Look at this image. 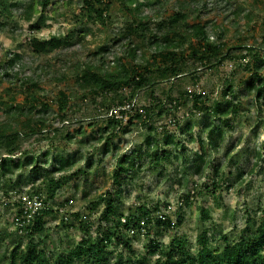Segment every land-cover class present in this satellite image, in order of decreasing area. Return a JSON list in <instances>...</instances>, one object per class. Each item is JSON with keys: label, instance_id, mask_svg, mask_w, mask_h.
I'll return each mask as SVG.
<instances>
[{"label": "rangeland", "instance_id": "rangeland-1", "mask_svg": "<svg viewBox=\"0 0 264 264\" xmlns=\"http://www.w3.org/2000/svg\"><path fill=\"white\" fill-rule=\"evenodd\" d=\"M29 1L0 0V72L12 55H17L21 60V65H16L12 71L17 73L16 76H12L9 71L8 77L0 73V122L9 119L6 114L8 108L24 104L25 89L20 88L18 81L23 76L40 75L39 87L32 91H36L40 100L49 107L43 114L46 119L43 132L20 138L14 143V152L10 154L2 141L0 158L17 160L33 152L38 155L40 167L43 168L30 176V167L26 166L15 169L9 178L0 177V264L8 263L13 249L22 252L27 245L32 244L38 250L45 249L48 254H58L66 251L82 237L94 240L105 229L113 227L112 222L106 224L103 221L104 204L97 196L112 187L113 171L123 156L147 152L144 144L146 129L138 123L131 125L127 132H120L108 148L104 146L103 140L92 139L102 135L95 126L86 127L85 134L76 136L69 144L62 140L60 134L65 133L66 127H77L81 124L86 126L91 122L104 127L105 118L111 112L117 114L115 103L120 99L125 101L122 107L126 110L132 105L155 107L157 102L152 101L150 92L160 102L154 108V113L162 111L160 117L151 121L157 128L155 138L158 143L163 144L162 131L165 130L167 134L175 135V143L182 141L183 144L182 147L179 144L177 147L172 144L164 147L171 157L157 165L150 164L146 156L136 159L142 170L135 185L120 187L122 194L119 201L115 199L117 208L112 215L114 219L122 220L129 215L140 217L142 212L138 208L141 206H145L150 212L156 205L159 207L158 212L149 214L148 223L143 219L138 225L129 226L127 238L131 239L135 253L144 255L145 247L152 239L162 245L164 251H167L173 239L185 241L186 249L195 255L202 237L207 240L211 250L218 252L225 243L245 238L247 229L253 230L258 225L264 211V160L255 159L257 152L264 155V102H254L253 95L245 91L244 83L251 72L243 69L246 62L254 60L255 53L264 55V49L260 48L264 33L261 25L264 0H204L206 7L201 10L199 22L208 31L212 24H216L224 32L218 37L210 34L214 43L224 45L223 57L218 63L212 62V67L198 64L192 66L188 63L190 72L185 76L173 81L157 82L142 90L125 88L116 93L102 94L96 102L90 96H84L74 83L72 66L89 60L98 64L102 57L106 68L113 64L115 57L123 56L128 40H133L132 36H125L124 33L125 22L132 17L130 11H125L121 0H110L111 4L106 13L110 17L105 26L100 27L94 23L83 24L78 21L76 16L80 15L82 0H49L39 22L40 28L33 32L28 23L21 19ZM152 1L139 15L148 17L150 28L158 31L161 22L178 11L183 0ZM40 4L39 0L38 5ZM84 13L83 11L82 15ZM246 13H251L250 19L244 17ZM36 18L37 16L33 17L32 21ZM193 21L190 19L189 23ZM32 36L40 40L50 36L65 37L66 42L58 49L37 54L28 43ZM100 48L107 50L93 56ZM150 53L148 49H144L145 57ZM246 55L247 58L242 59ZM62 76L64 77L61 78ZM226 81L232 84L238 113L227 119L224 141L218 146L217 153L211 155L208 168L198 175L188 169L189 163L182 170L184 160L180 156L178 159L174 158L175 155H185L189 161L198 154L196 139L200 133L199 125L209 119L203 113L194 112L190 102L174 109V103L170 100L179 97L181 91L196 92L202 94L209 105L220 99ZM59 91H65L72 98L69 103L71 105L62 117L55 104ZM106 107L112 109L107 111ZM37 116L34 113L33 117ZM13 117L15 118L12 115ZM24 119L22 116L19 121ZM127 119V116H123L122 127ZM187 124H194L191 130L194 143L188 141V132L180 133ZM57 130L60 132H56ZM105 136L106 134L103 135ZM56 155L72 158L74 166L71 170L80 169L81 172L72 181L62 184L52 199H47V180L58 177V174L51 173L54 165L52 160ZM216 166L219 167L217 175L214 171ZM213 180L219 182L215 194L210 193ZM178 181H181L180 185L177 184ZM186 192L191 196L190 204L182 206L181 197ZM31 194L32 200H29L27 197ZM62 202L66 203L65 206L58 207L57 204ZM41 205L50 208V212L45 216L42 232L35 234L30 241L24 230L25 224L20 221L19 210L23 209L32 214ZM75 213H79L80 218H75ZM160 214L168 215L173 226L168 229L156 227L153 221ZM28 218L29 214H26L25 219ZM62 219L67 220L66 226H62ZM81 223L90 228L88 234L82 231ZM108 251V264H112L117 253L123 250L112 241ZM157 256L158 253L150 259Z\"/></svg>", "mask_w": 264, "mask_h": 264}, {"label": "trees", "instance_id": "trees-1", "mask_svg": "<svg viewBox=\"0 0 264 264\" xmlns=\"http://www.w3.org/2000/svg\"><path fill=\"white\" fill-rule=\"evenodd\" d=\"M188 1L183 0L179 10L165 18L158 26V31H154L149 26V18L139 15L144 7H149L153 3L152 0H141V2L138 0H121L125 11H130L129 13L132 16L125 22L124 33L125 36H132L133 40H128L125 54L115 57L113 64L106 68H104L102 57H100L98 64L89 60L72 66L75 76L74 83L84 93V96H90L92 101L96 102L102 94L116 93L125 88L142 90L154 86L157 82L173 81L180 76H185L190 72L188 63L192 66L198 64L208 67H212V62L213 64L218 63L223 57L222 47L224 45L222 43H214L210 34L218 37L223 35L224 32L220 31L216 24H212L208 31L199 22L201 10L206 7L204 0ZM40 3L41 7L38 5L39 0H30L21 17L24 22L28 23L29 29L33 32L39 30V22L45 13L44 8L48 5L49 0H40ZM110 4V0H82L80 15H77L76 18L79 22L82 21L83 24L90 22L103 27L110 17L109 14H106ZM83 11L85 12L84 15H82ZM232 14L235 18V13L233 12ZM250 14L246 13L244 17L250 19ZM35 16L37 18L32 21ZM190 19L194 21L189 23ZM261 25L264 31V17L261 19ZM64 42H66L65 37L50 36L48 39L40 40L32 36L28 43L35 53L43 54L50 49H58ZM260 45L261 50H263L264 33L261 36ZM144 49H148L151 52L148 57H145ZM106 50V48H100L92 55L98 56L101 51ZM253 57V61L246 62L243 66V69L251 72L249 79L244 83V89L253 95L254 102H264V55L255 53ZM245 58H247V55L242 56V59ZM20 63V58L17 55H12L4 64L0 73L8 77L9 74L7 72H12L16 65H21ZM16 75L17 73L12 72V76ZM39 79L40 75L23 76L18 79L20 88L22 90L25 89L24 104L8 108L7 113H5L8 114L9 119L0 122V143L4 142L8 154L14 152L15 148L13 145L20 138L34 136L43 132L46 123L43 114L49 106L46 102L40 100L36 95V91H32L33 88L38 89ZM150 97L152 101L157 102L155 107H158L160 102L153 97L152 92H150ZM71 99L65 91L58 92L55 104L57 105V110L61 112V117L71 105L69 104ZM124 102L123 99H120L115 103L118 109L117 114L121 118H116L117 114L115 115V113L111 112L105 118L104 127L95 124V122L88 123L86 126L80 123L81 125L77 127H66L65 133L63 135L60 134L62 140L69 144L76 136H83L86 132V127L95 126L96 130L101 132L102 135L98 138L92 137V139L95 141L103 140L105 142L104 146L108 148L114 142V139L119 136L120 132H127L131 125L138 123L146 129L144 144L147 152L139 155L132 153L130 156H123L117 163V168L113 171L112 187L109 191L97 196V199L104 204L102 210L103 221L106 224L112 222L113 227L105 229L94 240L82 237L78 242L72 243L66 251L58 254L54 252L48 254L45 249L38 250L32 244L27 245L22 252H19L18 249H13L9 254L7 264H75L76 262L108 264L106 255L109 253L108 248L112 241H115L116 245L121 246L123 250L117 253L116 259L112 264H264V211L261 213L258 225L253 230L247 229L245 238H240L233 243H225L220 252L211 250L207 240L202 237L199 240L200 246L195 255H192L186 249L185 241L177 239L171 241L167 251H164L162 245L152 239L145 247L144 255L135 253L131 246V239L127 238L129 226L131 224L132 226L138 225L139 221L143 219L148 223L149 214L154 211L158 212L159 207L156 205L150 212L146 210L145 206H141L138 208V211L142 212L140 217L129 215L122 220L121 218L114 219L112 215L117 208L115 199L119 201L122 194L120 187L122 185H135V181L142 170V166L136 163V159L146 156L147 159L149 158L150 164L157 165L164 159L171 157L164 147L171 144L174 147H177L178 144L181 146L183 142L178 141L175 143V135H169L167 131L163 130L162 138L164 141L160 145L155 138L157 128L154 127L151 121L160 117L162 111L154 113L155 107H135L133 105L126 110L122 107ZM170 102L174 103V109L190 102L191 107L195 110L194 112L203 113L209 119L199 125V127L201 126L199 129L200 133L197 139L195 138L199 148L198 154L189 161L182 154H176L174 157L177 159L178 156L183 158L184 166L182 170L190 163L188 169L200 175L210 165L211 155L217 153L218 146L224 141L225 128L228 127L227 119L230 116L235 117L238 113L232 84L226 81L225 87L221 90L220 99L212 101L209 105L203 99L202 94L196 92L187 93L186 91H181L179 97L171 99ZM110 108L112 109V107ZM110 108L106 107V110L108 111ZM34 113L38 114L36 118L33 117ZM12 115L15 118H12ZM22 116L25 119L20 122L19 118ZM123 116H127L128 119L125 126L122 127ZM193 126L194 124H187L183 131L180 130V133L188 132V141L191 143H194L191 133ZM49 133H51V130H49ZM104 134H106L105 137H103ZM203 135H205L204 139ZM262 158L264 160V155L257 152L255 159L260 160ZM52 161L54 165L51 173L58 174V177L47 180L48 188L45 194L47 199H52L62 184L72 181L81 172L80 169L71 170L74 166L72 158L56 155ZM40 164L38 155L33 152H29L22 159L17 160H14V158L7 160L2 157L0 158V177L9 178L13 175L15 169H22L26 166L30 167L29 174L31 176L42 170L43 167H40ZM214 171L217 175L219 167L216 166ZM184 173L183 175L185 176L186 174ZM30 176L29 178H31ZM182 179H185V177H182ZM177 184L180 185L181 181H178ZM218 186L219 182L213 180L210 193L215 194ZM32 196L31 194L27 198L32 200ZM85 197L86 195L83 198ZM190 197L189 192H186L181 197L180 204L189 206ZM43 204L46 206L45 201ZM65 204L62 202L58 203L57 206L63 208ZM44 205L36 208L32 214L23 209L19 210L20 221L25 224L24 230L30 241L35 234L43 230L45 216L50 212V208L48 209ZM26 214H29L27 220L25 219ZM74 217L80 218L79 213H75ZM65 221L67 220H61L62 226L66 224ZM153 222L158 228L168 229L173 226L172 220L168 215L160 214ZM81 229L84 234H88L90 231L88 225L83 223H81ZM17 230L20 229L17 228ZM156 253H158V256L150 259Z\"/></svg>", "mask_w": 264, "mask_h": 264}, {"label": "built area", "instance_id": "built-area-1", "mask_svg": "<svg viewBox=\"0 0 264 264\" xmlns=\"http://www.w3.org/2000/svg\"><path fill=\"white\" fill-rule=\"evenodd\" d=\"M115 115H116V114H115ZM117 117H118V118H121L120 116L116 115V118H117ZM35 209H36V208H35ZM35 209H34V210H35ZM25 211H26V210H25ZM33 212H34V211H33Z\"/></svg>", "mask_w": 264, "mask_h": 264}]
</instances>
